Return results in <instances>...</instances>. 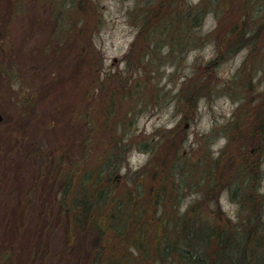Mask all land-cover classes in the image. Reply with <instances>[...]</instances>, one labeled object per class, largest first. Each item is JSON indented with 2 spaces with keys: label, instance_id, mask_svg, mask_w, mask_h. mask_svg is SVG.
I'll list each match as a JSON object with an SVG mask.
<instances>
[{
  "label": "rangeland",
  "instance_id": "1",
  "mask_svg": "<svg viewBox=\"0 0 264 264\" xmlns=\"http://www.w3.org/2000/svg\"><path fill=\"white\" fill-rule=\"evenodd\" d=\"M247 1L0 0V202L33 147L49 168L69 147L144 212L150 255L186 222L264 236V0L227 45Z\"/></svg>",
  "mask_w": 264,
  "mask_h": 264
},
{
  "label": "trees",
  "instance_id": "2",
  "mask_svg": "<svg viewBox=\"0 0 264 264\" xmlns=\"http://www.w3.org/2000/svg\"><path fill=\"white\" fill-rule=\"evenodd\" d=\"M255 3L248 0L246 17L239 16L238 26L231 23L227 45L232 40L237 39V44L245 39L243 33L250 23V14L256 13ZM76 9L74 5L72 12L76 13ZM80 9L85 12L82 5ZM84 61L85 57L79 70ZM18 115L23 118L22 113ZM89 117L96 127V115ZM27 128L23 130L25 134L29 132ZM92 140L87 139V150ZM69 153V147L64 148L63 155L55 158L49 168L51 164L43 165L41 161L46 159L42 149L33 147V156H22L17 168L11 170L14 191L5 198L9 206L0 202L5 205L0 206V264H142L137 259L140 254L141 258L154 259L156 264H264L263 223L258 220L259 215L252 213L237 223V235L227 226H203L198 221L190 227L186 222V228L174 236L159 230L163 239L157 242L151 257L146 245L150 242L148 223L141 221L144 212L128 217L134 210L133 203L124 195L106 191L102 170L94 171L90 165L78 176L82 163H71ZM248 201L253 202L252 196ZM137 216L135 225L132 219ZM225 221L223 225H227ZM175 224L168 226L174 230L182 226ZM95 236L97 242H93ZM129 237L132 243L126 247ZM24 241L29 248H25ZM110 249L118 252L111 253Z\"/></svg>",
  "mask_w": 264,
  "mask_h": 264
},
{
  "label": "water",
  "instance_id": "3",
  "mask_svg": "<svg viewBox=\"0 0 264 264\" xmlns=\"http://www.w3.org/2000/svg\"><path fill=\"white\" fill-rule=\"evenodd\" d=\"M3 120V116L2 115H0V122Z\"/></svg>",
  "mask_w": 264,
  "mask_h": 264
}]
</instances>
